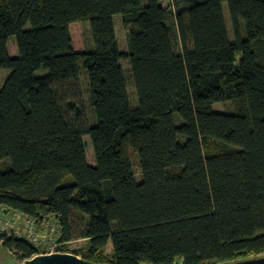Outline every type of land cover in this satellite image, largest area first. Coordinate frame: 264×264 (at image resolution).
Listing matches in <instances>:
<instances>
[{
    "label": "trees",
    "instance_id": "trees-1",
    "mask_svg": "<svg viewBox=\"0 0 264 264\" xmlns=\"http://www.w3.org/2000/svg\"><path fill=\"white\" fill-rule=\"evenodd\" d=\"M116 15L130 26L127 54ZM79 21L90 23L92 50H74L69 25ZM80 65L91 125L76 103ZM0 70L10 71L0 88L2 214L55 218L56 252L100 264L264 256V0H0ZM225 102L232 114L213 110ZM82 239L85 248L65 250ZM0 244L21 261L41 253L4 233Z\"/></svg>",
    "mask_w": 264,
    "mask_h": 264
},
{
    "label": "rangeland",
    "instance_id": "rangeland-1",
    "mask_svg": "<svg viewBox=\"0 0 264 264\" xmlns=\"http://www.w3.org/2000/svg\"><path fill=\"white\" fill-rule=\"evenodd\" d=\"M143 1L145 3L146 0H143ZM222 7H223L224 19H225L227 30L229 33V39L231 42H233L234 38L231 32L230 18H229L226 3H223ZM113 22H114V28H115L119 50L120 52L127 54L129 53L128 34L130 31V26L124 25L119 15L114 16ZM29 27L30 26L28 24L25 27V29L28 30ZM69 31L72 37L74 50L76 52H85V51L92 50L94 48V42L91 36L90 23L88 21H79V22L71 23L69 25ZM8 51H9L10 56L15 55V53L17 55L16 43L13 37L8 40ZM120 66L122 68L124 79L126 82V90H127V94L129 97L130 106L132 108H135L137 106V99H136L135 89H134V85H133V81L131 77L129 60L120 61ZM80 72H81L80 78L77 83L78 101L76 103H77V106H79V108L83 111L84 123L86 125L88 124L91 125L93 123V120L95 121V118L93 117L92 110L89 104V98H88V93H87L88 81L85 76L86 75L85 70L82 68L81 65H80ZM9 74H10L9 70H0V88L3 86ZM45 74H46L45 70H40L36 72L37 76H41ZM213 110L217 113L232 114L234 109L231 103L225 102V103L214 105ZM70 115L73 116L72 114ZM174 118H175L176 124L179 125L181 121L178 115L175 114ZM83 140H84V144L86 147L87 160L91 165H94V155H93L90 138L88 136H85ZM131 154H132V162H133V167H134L135 179L137 180V182H139L141 180V174H140V170L138 167L137 157L134 154V152H132ZM7 166H10L9 160H5L2 163L1 170L4 171L7 168ZM86 245H87V242L85 240L83 239L77 240L67 245L65 250L67 252H72L75 250L83 249L85 248ZM42 248L43 247L39 248L41 253L38 255H44L45 254L44 252H47V249L44 250ZM23 263L24 261L17 260L13 252H10L9 250L5 249L0 244V264H23Z\"/></svg>",
    "mask_w": 264,
    "mask_h": 264
},
{
    "label": "built area",
    "instance_id": "built-area-1",
    "mask_svg": "<svg viewBox=\"0 0 264 264\" xmlns=\"http://www.w3.org/2000/svg\"><path fill=\"white\" fill-rule=\"evenodd\" d=\"M166 7L169 0H160ZM1 210V208H0ZM58 223L55 218H44L40 223L34 218L19 213L10 215L0 211V234L16 237L33 244L35 247L47 249L45 254L56 253V247L60 239Z\"/></svg>",
    "mask_w": 264,
    "mask_h": 264
},
{
    "label": "water",
    "instance_id": "water-1",
    "mask_svg": "<svg viewBox=\"0 0 264 264\" xmlns=\"http://www.w3.org/2000/svg\"><path fill=\"white\" fill-rule=\"evenodd\" d=\"M23 264H100L86 261L79 256L70 253H52L37 255L31 259L25 260ZM225 264H264V256L240 260Z\"/></svg>",
    "mask_w": 264,
    "mask_h": 264
},
{
    "label": "crops",
    "instance_id": "crops-1",
    "mask_svg": "<svg viewBox=\"0 0 264 264\" xmlns=\"http://www.w3.org/2000/svg\"><path fill=\"white\" fill-rule=\"evenodd\" d=\"M13 56H16V53H15V55H13ZM10 214H12V213H11V212H8V213H7V215H10Z\"/></svg>",
    "mask_w": 264,
    "mask_h": 264
}]
</instances>
